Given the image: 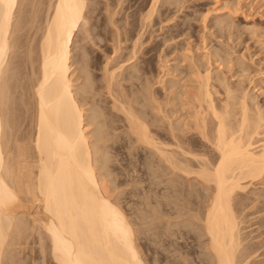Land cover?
<instances>
[{"label":"bare ground","instance_id":"bare-ground-1","mask_svg":"<svg viewBox=\"0 0 264 264\" xmlns=\"http://www.w3.org/2000/svg\"><path fill=\"white\" fill-rule=\"evenodd\" d=\"M157 2L152 1L151 12ZM18 3L22 2L0 0V264L14 259L10 247L27 231L40 233L42 243L48 241L56 264H144L133 223L120 207L106 158L100 155L104 137L95 123L96 111L87 114L84 108L89 93L84 64L83 84L73 83L71 46L86 0L50 4L34 44L26 42L23 82L13 63L14 48L21 43L16 33L25 25L20 17L13 19ZM130 67L136 69L135 64ZM210 79L209 72L197 73L189 94L194 111L188 130L200 141L169 130L178 151L152 133L143 114L129 104L121 109L132 143L151 153L143 160L150 169L157 167L151 171L152 179L166 177L170 169L208 190L201 197L200 211L191 215L200 222L199 234L207 237L204 247L210 261L248 264L252 249L242 246L233 199L245 190L246 182L264 184V113L249 107L246 95L239 105L217 104ZM25 112L30 120L27 138L20 133L17 139ZM91 125L96 126L94 131L89 130ZM197 142L209 146L206 156L192 150ZM159 168L163 170L157 173ZM30 208L41 218L28 216ZM5 246L10 249L2 258Z\"/></svg>","mask_w":264,"mask_h":264},{"label":"rangeland","instance_id":"rangeland-1","mask_svg":"<svg viewBox=\"0 0 264 264\" xmlns=\"http://www.w3.org/2000/svg\"><path fill=\"white\" fill-rule=\"evenodd\" d=\"M53 1L20 0L15 8L13 19L25 22L16 33L21 45L13 51L22 82L26 45L29 40L34 44ZM152 1L86 0L84 19L71 46L73 83L83 84L84 64L89 74L84 108L87 114L96 111L95 123L104 137L100 155L106 158L120 207L133 223L144 264H213L204 247L207 237L199 234L200 222L191 215L200 211L201 197L208 190L170 169L166 177L152 179L151 171L157 167L151 170L145 165L143 158L150 151L130 140L121 106L129 104L143 114L152 133L175 151L170 129L200 141L188 130L194 111L189 94L197 73L209 72L217 104L239 105L246 95L249 107L264 113V0H158L151 12ZM20 123L16 138L20 133L27 138L28 112ZM197 143L192 150L206 156L209 146ZM246 184L233 199L241 244L252 249L248 264H264V184L254 180ZM28 211V216L41 218L35 210ZM39 234L27 231L18 240L10 235L17 240L10 247L14 259L1 264H56L48 241L42 243ZM6 248L2 258L8 255Z\"/></svg>","mask_w":264,"mask_h":264}]
</instances>
